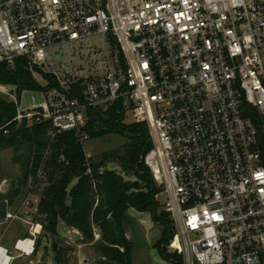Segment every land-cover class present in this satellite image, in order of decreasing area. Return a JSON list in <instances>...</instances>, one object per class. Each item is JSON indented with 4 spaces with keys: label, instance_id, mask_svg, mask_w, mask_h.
I'll return each instance as SVG.
<instances>
[{
    "label": "built area",
    "instance_id": "built-area-1",
    "mask_svg": "<svg viewBox=\"0 0 264 264\" xmlns=\"http://www.w3.org/2000/svg\"><path fill=\"white\" fill-rule=\"evenodd\" d=\"M64 46L86 51L77 75L44 69L47 50ZM16 58L57 85L24 110L0 83L13 120L84 142L87 109L116 103L146 124L144 161L182 264H264V0H0V62ZM23 204L5 213L30 225L20 255L42 228ZM15 258L0 244V264Z\"/></svg>",
    "mask_w": 264,
    "mask_h": 264
},
{
    "label": "trees",
    "instance_id": "trees-1",
    "mask_svg": "<svg viewBox=\"0 0 264 264\" xmlns=\"http://www.w3.org/2000/svg\"><path fill=\"white\" fill-rule=\"evenodd\" d=\"M33 70L44 77L46 85L37 83ZM0 83L15 86L18 97L23 90L57 85L54 77L30 65L25 58H16L12 64L0 62ZM117 108L114 103L106 109H87L83 127L87 138L109 133L126 138L120 149L104 151L92 160L86 157L83 142L74 132L50 136L47 122L13 120L16 106L0 98V151L29 146L24 178L44 184L32 213L44 233L56 236L60 220L88 241H92L96 229L100 233L96 249L108 258L101 264H130L131 243L125 236V223L130 219L129 209H134L147 212L151 221L161 226L157 251L172 264H182L179 253H165L173 227L168 213L164 209L158 211L162 203L156 196L161 189L144 163V156L152 147L147 126L143 122L125 121L123 111ZM261 150L264 162V142ZM109 163H115L136 180L125 179L121 173L107 169ZM53 248L56 261L63 262L58 249Z\"/></svg>",
    "mask_w": 264,
    "mask_h": 264
},
{
    "label": "rangeland",
    "instance_id": "rangeland-1",
    "mask_svg": "<svg viewBox=\"0 0 264 264\" xmlns=\"http://www.w3.org/2000/svg\"><path fill=\"white\" fill-rule=\"evenodd\" d=\"M100 38V35L93 36L90 43L105 50L106 45L101 42ZM85 52L76 46L49 48L45 60L48 65L44 69L46 72L55 71L59 77L77 75L80 68H86L87 59L82 57ZM33 75L37 83H41L43 86L44 77L34 70ZM15 97L19 101L20 109L24 110L43 102V94L38 90H23L19 97L15 91ZM0 98L7 101L11 100L3 95H0ZM124 116L125 121H132L129 113H124ZM125 141L126 138L123 135L109 133L87 138L83 142V150L87 158L94 160L104 151L120 149ZM28 157L29 146L27 144L22 145L16 151L10 148L0 151V244L6 247L10 246L12 253L16 254L12 264H101V261H108V258L102 256L100 251L96 249V243L100 240L98 230H94L92 241H88L82 237L79 231L66 227L61 220L57 225L58 234L56 236L44 233L41 228L31 254L20 255L14 250L15 241L25 234L27 236L30 225L16 219L8 220L5 213L17 210L20 206L24 208V201H28L29 204H26V208L31 213L30 220L37 222L32 213L36 210L37 201L44 186L42 182L33 183L30 177L24 178L23 169ZM106 168L121 173L125 179L136 180L134 176L123 172L115 163L107 164ZM148 169L150 170L149 167ZM156 197L160 201L162 200L160 193ZM158 211H163V207L160 206ZM128 213L130 219L125 223V236L131 243L130 264H172L155 247L161 239V226L152 222L147 212L129 209ZM173 241L174 236L172 234L166 245L165 253H178L177 249L174 250ZM53 245L58 249V257L63 262L56 261Z\"/></svg>",
    "mask_w": 264,
    "mask_h": 264
},
{
    "label": "bare ground",
    "instance_id": "bare-ground-1",
    "mask_svg": "<svg viewBox=\"0 0 264 264\" xmlns=\"http://www.w3.org/2000/svg\"><path fill=\"white\" fill-rule=\"evenodd\" d=\"M37 229H38V227H37ZM31 244H32L31 241L26 240L24 243H19V247H21V246H22L23 248L26 247V252H27V253H30V251H31Z\"/></svg>",
    "mask_w": 264,
    "mask_h": 264
},
{
    "label": "crops",
    "instance_id": "crops-1",
    "mask_svg": "<svg viewBox=\"0 0 264 264\" xmlns=\"http://www.w3.org/2000/svg\"><path fill=\"white\" fill-rule=\"evenodd\" d=\"M5 246V245H4ZM10 249V246L8 247Z\"/></svg>",
    "mask_w": 264,
    "mask_h": 264
},
{
    "label": "water",
    "instance_id": "water-1",
    "mask_svg": "<svg viewBox=\"0 0 264 264\" xmlns=\"http://www.w3.org/2000/svg\"><path fill=\"white\" fill-rule=\"evenodd\" d=\"M152 235H153V233H152ZM53 246H55V245H53Z\"/></svg>",
    "mask_w": 264,
    "mask_h": 264
}]
</instances>
